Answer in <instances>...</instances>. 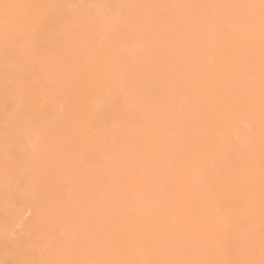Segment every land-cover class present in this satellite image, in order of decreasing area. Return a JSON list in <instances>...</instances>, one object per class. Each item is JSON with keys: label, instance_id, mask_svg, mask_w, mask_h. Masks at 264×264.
Here are the masks:
<instances>
[{"label": "bare ground", "instance_id": "1", "mask_svg": "<svg viewBox=\"0 0 264 264\" xmlns=\"http://www.w3.org/2000/svg\"><path fill=\"white\" fill-rule=\"evenodd\" d=\"M0 264H264V0H0Z\"/></svg>", "mask_w": 264, "mask_h": 264}]
</instances>
